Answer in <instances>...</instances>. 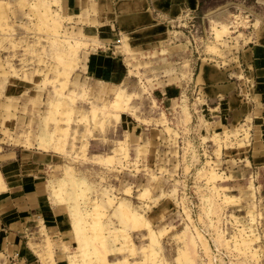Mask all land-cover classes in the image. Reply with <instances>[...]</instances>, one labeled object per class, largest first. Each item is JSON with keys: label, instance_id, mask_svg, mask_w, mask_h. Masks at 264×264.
<instances>
[{"label": "rangeland", "instance_id": "374dc122", "mask_svg": "<svg viewBox=\"0 0 264 264\" xmlns=\"http://www.w3.org/2000/svg\"><path fill=\"white\" fill-rule=\"evenodd\" d=\"M5 1L0 154L53 158L47 197L71 222L31 235L33 264H264V164L247 157L256 132L219 127L193 81L202 61H241L264 29V0H225L143 49L119 37L129 71L116 84L83 73L100 45L81 28L97 1Z\"/></svg>", "mask_w": 264, "mask_h": 264}, {"label": "crops", "instance_id": "0c3cea01", "mask_svg": "<svg viewBox=\"0 0 264 264\" xmlns=\"http://www.w3.org/2000/svg\"><path fill=\"white\" fill-rule=\"evenodd\" d=\"M66 1L72 9L78 1L83 2ZM95 1L98 13L91 14L88 24L83 23L81 28L85 31L92 29L94 39L100 45L88 53L83 73L87 78L110 84L121 81L129 71L116 41L126 38L136 48L150 47L167 38L168 32H172L170 26H175L176 22L179 25V21L186 17L195 18L200 5V0ZM91 22H96V25H91ZM260 26V38L241 46L243 50L238 64L226 62L217 65L202 61L193 78L195 89L207 106L203 110L219 127L226 125L230 128L245 122L251 124L256 133L249 143L251 147L247 157L256 167L264 164V29ZM79 31L84 35L82 30ZM246 82L255 84L250 88L249 97L244 94L248 89L243 87ZM0 155V174L5 185L0 190L1 264H33L37 260L30 247L31 235L42 228L49 234H64L68 231L66 225L71 224L65 217V211L53 205L47 197V166L53 158L42 151L22 147L7 148ZM51 197L54 200L52 194ZM107 259L109 264L123 261H110L109 256Z\"/></svg>", "mask_w": 264, "mask_h": 264}, {"label": "trees", "instance_id": "16d2710c", "mask_svg": "<svg viewBox=\"0 0 264 264\" xmlns=\"http://www.w3.org/2000/svg\"><path fill=\"white\" fill-rule=\"evenodd\" d=\"M224 3L225 0H221L217 3H215L213 0H200V5L197 12H195V16L198 15L199 17H202L208 10L213 9L216 6H219Z\"/></svg>", "mask_w": 264, "mask_h": 264}, {"label": "bare ground", "instance_id": "6f19581e", "mask_svg": "<svg viewBox=\"0 0 264 264\" xmlns=\"http://www.w3.org/2000/svg\"><path fill=\"white\" fill-rule=\"evenodd\" d=\"M4 2L0 1V5H2ZM59 27V26H58ZM223 30V29H222ZM222 30L220 28H217L216 31H214L215 34V38H221V33ZM224 31V30H223ZM220 36V37H219ZM119 99H120V95L116 98V100H114V104L118 105L119 104ZM5 188L2 176L0 174V190H3ZM126 213V211H124ZM127 215V214H126ZM125 215V216H126ZM131 216V218L134 220L135 224L140 223L139 218L137 217V213L132 212L131 215L129 214V217ZM182 255V254H181Z\"/></svg>", "mask_w": 264, "mask_h": 264}, {"label": "built area", "instance_id": "2783aa9c", "mask_svg": "<svg viewBox=\"0 0 264 264\" xmlns=\"http://www.w3.org/2000/svg\"><path fill=\"white\" fill-rule=\"evenodd\" d=\"M246 16H248V15H246ZM235 22V20H233V21H231V23H230V28L231 29H233L232 31H236V29H234V28H236L235 26V24H233ZM240 27V26H239ZM222 65V64H221ZM247 87H248V89H246L245 90V92H244V94L246 95V96H250V88H254L255 87V84L253 83V84H251L250 82H248L247 83V85H246ZM14 264H15V262H14Z\"/></svg>", "mask_w": 264, "mask_h": 264}]
</instances>
